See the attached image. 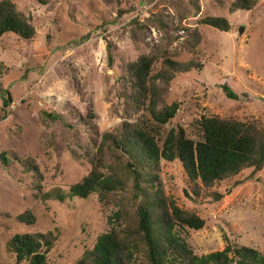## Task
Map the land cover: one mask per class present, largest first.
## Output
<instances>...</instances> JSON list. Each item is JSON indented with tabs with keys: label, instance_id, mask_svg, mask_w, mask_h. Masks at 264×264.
<instances>
[{
	"label": "rangeland",
	"instance_id": "374dc122",
	"mask_svg": "<svg viewBox=\"0 0 264 264\" xmlns=\"http://www.w3.org/2000/svg\"><path fill=\"white\" fill-rule=\"evenodd\" d=\"M11 1L30 19L35 35L0 37V153L10 158L8 166L0 161V264H13L5 242L16 233H57L47 264H76L108 229L114 205L95 194L43 201L35 197L32 175L19 160L34 159L42 191H66L81 180L95 153L94 128L102 133L137 118L127 101L126 64L139 55L165 46L175 59L186 61L193 54V30L201 35L196 50L202 69L178 73L164 85L159 106L178 102L164 133L180 125L194 137L200 116L254 118L264 124V0L249 11L233 12L232 0ZM204 16L225 17L229 30L198 24ZM222 85L238 98L226 97ZM7 95L11 101L5 107ZM89 111L94 118L79 120ZM42 112L57 114V120ZM159 176L181 209L204 220L201 229L181 231L194 253L222 250L227 242L264 253V163L222 183L211 197L186 195L178 161L162 160ZM25 210L35 216L31 225L16 220Z\"/></svg>",
	"mask_w": 264,
	"mask_h": 264
},
{
	"label": "trees",
	"instance_id": "16d2710c",
	"mask_svg": "<svg viewBox=\"0 0 264 264\" xmlns=\"http://www.w3.org/2000/svg\"><path fill=\"white\" fill-rule=\"evenodd\" d=\"M257 1L232 0L229 10L249 11ZM195 7L198 13L199 7ZM198 24L220 31L230 28L222 16H204ZM5 33L26 40L35 35L30 19L11 0H0V37ZM200 38L195 28L190 44L193 54L186 61L175 59L164 46L126 64L127 101L137 118L123 120L115 129L102 133L94 128L97 141L95 153L89 157L90 170L68 190L42 191V172L34 159L19 160L32 175L38 193L35 197L38 195L43 201L61 203L66 198L85 199L95 194L114 205L107 216L108 229L97 236L93 247L84 251L76 264H264V253L229 242L222 250L194 253L181 231L201 229L204 220L193 211L181 209L165 193L160 180L161 161H178L186 177V195L191 199L211 197L222 183L264 163V124L254 118L200 116L194 121V137L188 136L180 125L163 132V126L178 109V102L159 106L163 103L164 85L178 73L202 69L196 50ZM157 63L159 67L155 68ZM158 80L163 84H158ZM221 88L226 97L238 98L228 86ZM10 101V95L2 99L5 107ZM42 113L57 120V114ZM90 118H94L92 111L79 120L87 123ZM0 161L9 165L6 152L0 153ZM16 220L31 225L35 216L25 210ZM57 239L58 234L52 231L16 233L5 242V249L13 254V264H47V252Z\"/></svg>",
	"mask_w": 264,
	"mask_h": 264
},
{
	"label": "water",
	"instance_id": "95a60500",
	"mask_svg": "<svg viewBox=\"0 0 264 264\" xmlns=\"http://www.w3.org/2000/svg\"><path fill=\"white\" fill-rule=\"evenodd\" d=\"M215 196H216V195H215ZM215 196H214V197H215ZM213 199H214V198H213Z\"/></svg>",
	"mask_w": 264,
	"mask_h": 264
}]
</instances>
